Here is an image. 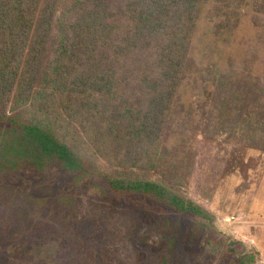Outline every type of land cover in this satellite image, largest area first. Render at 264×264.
<instances>
[{"label":"trees","instance_id":"16d2710c","mask_svg":"<svg viewBox=\"0 0 264 264\" xmlns=\"http://www.w3.org/2000/svg\"><path fill=\"white\" fill-rule=\"evenodd\" d=\"M247 3L0 0V126L13 139H5L6 151L37 169L57 164L100 177L116 194L211 220L163 179L164 151L173 135L187 144L195 121L209 140L264 151V77L233 62L200 67L192 103L183 100L206 7L213 6L215 33L232 35ZM253 9L264 45V0ZM231 264H257V254Z\"/></svg>","mask_w":264,"mask_h":264},{"label":"rangeland","instance_id":"374dc122","mask_svg":"<svg viewBox=\"0 0 264 264\" xmlns=\"http://www.w3.org/2000/svg\"><path fill=\"white\" fill-rule=\"evenodd\" d=\"M256 1L241 9L232 35L215 33L207 18L213 6L206 7L190 53L185 104L193 101L200 67L233 62L240 73L264 77ZM6 131L0 126V264H231L250 252L264 264V151L227 137L209 140L196 121L187 144L169 138L162 177L207 210L212 219L205 220L116 194L100 177L57 164L37 169L6 151Z\"/></svg>","mask_w":264,"mask_h":264}]
</instances>
